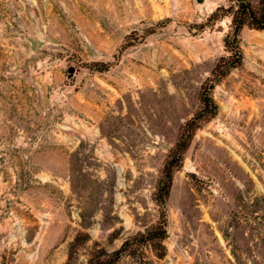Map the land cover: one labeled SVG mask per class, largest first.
I'll use <instances>...</instances> for the list:
<instances>
[{
    "label": "rangeland",
    "instance_id": "1",
    "mask_svg": "<svg viewBox=\"0 0 264 264\" xmlns=\"http://www.w3.org/2000/svg\"><path fill=\"white\" fill-rule=\"evenodd\" d=\"M229 3L0 0V264H264V28L201 100Z\"/></svg>",
    "mask_w": 264,
    "mask_h": 264
},
{
    "label": "trees",
    "instance_id": "2",
    "mask_svg": "<svg viewBox=\"0 0 264 264\" xmlns=\"http://www.w3.org/2000/svg\"><path fill=\"white\" fill-rule=\"evenodd\" d=\"M230 3L227 7L218 6L210 15L211 19L215 21L224 16L230 17L229 29L225 33L224 46L229 52L226 56H221L219 63L212 71V77L202 87L201 100L205 109L210 108L211 114L215 113L217 108L212 96L209 94L210 89L214 83L222 76L228 73L232 68L238 66L243 58V51L240 46V31L244 26H249L255 29L264 28V0H228ZM205 111V110H204ZM195 114L190 118L183 131L171 149L168 159L164 164L162 176L158 184L155 198L160 204L164 206L165 199L169 193L172 183L173 171L180 166L183 161L184 152L188 146L194 131L199 127L201 116L203 112ZM161 236L165 234V225L160 226ZM126 243L119 249L113 251L108 261L104 264H113L122 254Z\"/></svg>",
    "mask_w": 264,
    "mask_h": 264
}]
</instances>
